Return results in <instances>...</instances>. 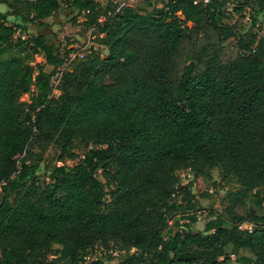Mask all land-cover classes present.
Segmentation results:
<instances>
[{
    "label": "trees",
    "instance_id": "16d2710c",
    "mask_svg": "<svg viewBox=\"0 0 264 264\" xmlns=\"http://www.w3.org/2000/svg\"><path fill=\"white\" fill-rule=\"evenodd\" d=\"M107 1L0 0V264H107L86 262L97 243L128 250L120 264H264V36L225 22L230 0ZM233 2L264 21V0ZM63 9L108 52L73 62L55 96ZM35 143L73 164L31 163ZM214 168L241 188L195 230L179 172Z\"/></svg>",
    "mask_w": 264,
    "mask_h": 264
},
{
    "label": "rangeland",
    "instance_id": "374dc122",
    "mask_svg": "<svg viewBox=\"0 0 264 264\" xmlns=\"http://www.w3.org/2000/svg\"><path fill=\"white\" fill-rule=\"evenodd\" d=\"M103 4H106L107 0H100ZM120 0H111L113 5H118ZM149 0H131L127 2V4H132L134 7L143 9V10H151L148 6L147 2ZM155 2V7H162L163 2L165 0H151V2ZM235 3L233 0L228 1L226 4V19L225 22L235 26V29L238 32L245 31H254L257 32L260 36H264V21L262 15H257L256 22L252 21V18L255 16L254 11H252L251 6L244 7L242 11L234 10ZM0 9L3 11L9 10V7L5 3H0ZM11 17L10 20H12ZM85 17H80L76 22L71 20V16L66 14V11L63 9L60 11L55 17H51L48 22L50 23V28L57 35L59 41L61 42V47L63 53L66 56H69L70 53H76L78 49H84L87 56L89 55L88 50H92L101 55H106L108 52L105 46L99 44L98 35L94 27L86 28L84 26ZM25 38L26 35L20 31L16 34L15 38ZM232 41V38L227 40V43ZM73 55V54H72ZM42 53L35 54L30 60L31 64H35L36 61L41 60ZM86 58V57H85ZM78 59L72 60L65 66L69 68L70 65ZM52 84L54 86V94L58 96L61 92L58 90L59 82L57 80L52 79ZM22 101H29V95H23L21 98ZM77 154V159L83 156V149L78 145L75 149ZM40 157H43L42 159ZM31 163H40L43 162L49 166H54L55 164H62L64 162L72 165V160L62 161L59 159V150L52 145L49 146H41L35 143L31 147V155H30ZM42 174V173H40ZM181 182L183 184H187L190 181H193L192 191L200 195L201 198V209H199L198 213L201 214L200 222L197 223V227L195 225V230L199 227L203 226L205 221V217L208 215L210 210H213L218 213L228 212L232 203L235 201L234 193L240 190V185L237 182L236 178H224L219 168H214L211 170V175H199L194 176L192 172L189 170H182L179 172ZM41 175V179L44 176ZM45 180H48L45 178ZM1 192V191H0ZM262 196H264V189L262 190ZM12 198V195H11ZM1 199V194H0ZM180 213L174 214L169 218V226L177 229L175 222L180 219V223H184L185 220L182 219ZM242 226H253V224L243 223ZM254 228V226H253ZM114 245V244H111ZM100 246L105 247L103 244H96L91 248L90 252L94 253L95 249H98ZM133 250V249H132ZM128 250L121 251L117 255L112 257H107L106 255H97L95 259H102L107 264H120L122 259L127 254ZM246 253V251H243ZM235 258V256H233Z\"/></svg>",
    "mask_w": 264,
    "mask_h": 264
},
{
    "label": "built area",
    "instance_id": "2783aa9c",
    "mask_svg": "<svg viewBox=\"0 0 264 264\" xmlns=\"http://www.w3.org/2000/svg\"><path fill=\"white\" fill-rule=\"evenodd\" d=\"M131 0H120L118 2V5L116 6V9H115V12H118L122 7H124L127 2H129ZM211 0H196L195 3H198V2H201V3H209ZM99 21L100 22H103L105 21V16L102 15L100 16L99 18ZM92 50H88V53L89 54H92ZM73 54V55H72ZM87 56L86 52L84 49H78V51L76 53H70L69 56L66 57V62L63 66H61L58 70V72L56 73V75L53 77L54 80H57L58 82L60 81L61 79V76H62V73L63 71L65 70V66H68V64L70 62H72V60H75V59H83ZM252 225V224H251ZM241 228L243 229H248L249 231H252L253 230V226H242L241 225ZM121 251L118 250L114 245H111L109 248H105V247H102L100 246L98 249H95V252L92 253V252H89V254L86 256V262H90L92 260H96L95 259V256L97 255H106L107 257L109 256H114V255H117L118 253H120ZM92 254H94L95 256H92ZM99 259V258H98Z\"/></svg>",
    "mask_w": 264,
    "mask_h": 264
},
{
    "label": "crops",
    "instance_id": "0c3cea01",
    "mask_svg": "<svg viewBox=\"0 0 264 264\" xmlns=\"http://www.w3.org/2000/svg\"><path fill=\"white\" fill-rule=\"evenodd\" d=\"M32 28H33V29H32L33 31H36V28H35V27H32Z\"/></svg>",
    "mask_w": 264,
    "mask_h": 264
}]
</instances>
